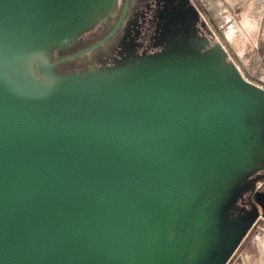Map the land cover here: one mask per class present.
I'll use <instances>...</instances> for the list:
<instances>
[{"label":"water","instance_id":"water-1","mask_svg":"<svg viewBox=\"0 0 264 264\" xmlns=\"http://www.w3.org/2000/svg\"><path fill=\"white\" fill-rule=\"evenodd\" d=\"M56 1L0 0V264H199L219 231L220 205L262 166V102L235 98L234 89L204 107L172 85L169 69L156 70L161 66L54 71L113 33L128 0L102 38L51 62L42 50L33 76L19 82L4 47L20 49L21 30L36 12L48 44L67 34L51 26L81 27L95 18L74 17ZM12 26L20 32L11 40L5 31ZM75 99L85 112L98 101L105 114L82 122ZM43 211L51 213L50 227L28 232L30 215ZM199 228L204 241L196 245Z\"/></svg>","mask_w":264,"mask_h":264},{"label":"rangeland","instance_id":"rangeland-1","mask_svg":"<svg viewBox=\"0 0 264 264\" xmlns=\"http://www.w3.org/2000/svg\"><path fill=\"white\" fill-rule=\"evenodd\" d=\"M111 1L57 0L55 6L72 10L71 14L74 17L78 18L80 14L81 19L88 16L90 19L92 15L95 18L89 20L91 24L81 25V27L85 26V29L76 35L72 33L78 31L81 28L79 26L70 24L64 27L61 24L51 26L52 30L66 31L67 34L53 40L50 44L42 38L44 26H47L40 20L43 18L42 13L36 12L21 30L20 49L9 51V46H6L9 42L4 47L8 55L5 57L9 63L7 70H11V76L19 82H23L25 78L30 79L34 69L37 70L42 50L49 54L48 61L51 62L52 52H62L81 34L102 28L116 13L119 0ZM110 3H114V6L111 7ZM70 20H76V18L70 17ZM217 41L225 50V54L219 59L221 68L217 63L215 73L211 75L213 67L202 63L206 70L189 76V82L176 80L173 74L176 69L168 66V63L178 58L188 61L191 58L194 59L201 53L213 49ZM104 47L108 52V57L102 60L97 59L96 63H90L85 68L87 71H109L114 68L123 70L138 67L149 69L162 66L165 70L169 69L167 75L173 79L174 87H177L180 92L183 91L185 96L194 93L192 95L199 97L204 107L209 108L213 103L223 100L224 97H232L235 89L234 80L227 77L231 87L229 92L226 90V93L223 91L222 84L219 83L216 86L215 83L218 82V69L223 72L230 63L237 66L247 81L264 88V0H132L129 13L122 23L118 36ZM8 51L12 54L9 55ZM215 61L218 62V59ZM152 63L154 65H151ZM81 74L87 73L72 72L71 76ZM260 108L257 106L251 109V112H260ZM261 169L258 168L255 171L259 172ZM142 170L139 168L138 172ZM256 187V185L251 186L247 195L251 196V202L254 204L257 188L262 189ZM50 216L51 213L48 211L38 213L35 218L31 214L27 220L28 232H40L44 227L48 229L51 224L47 226L45 223L50 221ZM240 223L242 224L241 221ZM251 226L239 245L241 234L232 235L233 240H238V242L236 249L230 253L227 264H242V262L244 264H264V218L257 219ZM69 228H75L73 222L67 225V229ZM210 237L209 248L199 264L204 262L209 264L210 261L214 264H221L219 258L222 253L229 252L228 247L231 241L229 243L228 239L225 241L230 237L229 234L212 232ZM66 241L68 244L73 243L71 236L66 237ZM232 248L234 247L231 245Z\"/></svg>","mask_w":264,"mask_h":264},{"label":"bare ground","instance_id":"bare-ground-1","mask_svg":"<svg viewBox=\"0 0 264 264\" xmlns=\"http://www.w3.org/2000/svg\"><path fill=\"white\" fill-rule=\"evenodd\" d=\"M114 2V0H112ZM111 1V2H112ZM117 2V1H116ZM110 6H114V3H110ZM109 6V7H110ZM20 31H17V28L12 26L6 29L5 34L11 38V40L14 38V36L16 34H18ZM219 42V41H217ZM215 43V47L209 51L203 52L201 53L199 56L195 57L194 59L191 58V60H182V59H176L175 61H173L172 63H168V66H172L175 67L173 69H176V75L180 80H189L187 79L188 77V72L191 73L190 71H193L194 73H192L193 75H196V73H200L201 71L206 70L202 63H205L206 66H210L213 67V69L217 68V63H218V67L221 68L220 65V60L223 55L225 54V50L224 47L221 45V43ZM46 57V56H45ZM218 59L219 61L216 62L215 60ZM45 59H42V62H44ZM151 65H154L153 63ZM225 67V64H224ZM183 69V70H180ZM212 69V70H213ZM9 70V69H8ZM157 71H162L164 70V67H158V69H156ZM185 70H189L187 72H183ZM34 71H36L34 69ZM8 73V71H7ZM218 75H219V80L220 82L225 85L224 87H229V81H227V77H229L231 80H234V84H235V98H239V97H247L250 99H259L262 103V105L264 106V89L260 88L259 86L247 81L243 75L241 74V72L238 70L237 66L234 63H230V65L228 66L227 69H225L223 72L220 71V69H218ZM18 78V76H17ZM225 81V83H223ZM205 86V85H204ZM209 86V85H208ZM217 86V84H216ZM142 85H138L137 88H139L137 90V92L135 93L136 95L141 94L140 89L142 88ZM211 87V86H209ZM216 88V87H214ZM213 89V88H212ZM87 91V90H84ZM72 95V94H71ZM133 95V94H132ZM79 101H77L76 99L74 100L73 105L76 107V112L78 115H80L79 117H81L82 122H85L86 120H88V123H93L94 119H101L102 114H105L104 110L102 109L103 105L102 103L98 102V101H92L91 102V106L93 108H91V110L88 109L87 112H85L84 109H80L79 106L77 107ZM73 106V107H74ZM85 106V105H83ZM111 108V107H110ZM91 112V113H90ZM103 112V113H102ZM95 113V114H94ZM95 115V116H94ZM99 115L100 117L96 116ZM91 116V117H89ZM47 132H43L41 133V136L45 137ZM53 135H55V133H51ZM200 229V228H199ZM198 229V230H199ZM200 233L195 235L194 237V243H196V245H201L203 243V239L201 238V229L199 230Z\"/></svg>","mask_w":264,"mask_h":264},{"label":"crops","instance_id":"crops-1","mask_svg":"<svg viewBox=\"0 0 264 264\" xmlns=\"http://www.w3.org/2000/svg\"><path fill=\"white\" fill-rule=\"evenodd\" d=\"M260 137L264 142V121ZM261 165V171H253L237 185V189L220 205L216 214V218H219L221 223L218 224L219 233L238 236L241 234L239 242L237 240L238 245L246 236L249 229L252 227L251 225L254 224V221L259 218H264V204L262 205L258 202H255L254 204L251 202V196H247L251 186L256 185L257 187H260L262 185L261 188L264 187V159L262 160ZM257 191H259L258 188ZM240 221L243 225L240 223ZM218 225L216 228H218ZM232 239H234V237ZM229 248L231 249V246ZM233 249L235 250L236 246ZM227 259H225L222 264H227L229 261V259ZM203 264H206V262ZM209 264L214 263H211L210 261ZM242 264L244 263L242 262Z\"/></svg>","mask_w":264,"mask_h":264},{"label":"flooded vegetation","instance_id":"flooded-vegetation-1","mask_svg":"<svg viewBox=\"0 0 264 264\" xmlns=\"http://www.w3.org/2000/svg\"><path fill=\"white\" fill-rule=\"evenodd\" d=\"M123 1L124 0H119L115 15L106 25L102 26V28H99L98 30H94L93 32L89 31V32L81 34L74 43H72L68 48H66L62 52H52L51 61H55L65 55H68L80 49H83L87 47L88 45L94 43L95 41L99 40L100 38H102L105 34H107L111 30L113 25L115 24L120 14ZM131 3H132V0L127 1L125 11H124V14L122 16V19L119 25L114 30V32L111 33L103 42L96 45L94 48H92L91 50L85 53H82L80 55H77L71 58H66V59H63L57 62L53 66L54 71L63 73V72H69V71L82 70V69L87 68L90 65V63H96V61H98L99 59L101 60L103 58L106 59V57H108V52L105 51L104 45L109 44L110 42H112L114 38L118 36L122 23L129 13ZM262 196H264V187L261 190L256 191V195L254 198L256 202L261 203L263 205L264 199H262L260 202L257 200L259 197H262Z\"/></svg>","mask_w":264,"mask_h":264}]
</instances>
